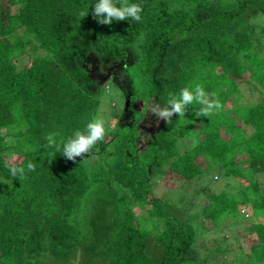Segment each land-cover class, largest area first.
<instances>
[{"label":"trees","instance_id":"1","mask_svg":"<svg viewBox=\"0 0 264 264\" xmlns=\"http://www.w3.org/2000/svg\"><path fill=\"white\" fill-rule=\"evenodd\" d=\"M97 2L0 0V264H72L77 252L81 264H212L222 245L198 241L241 209L252 260L220 264H264V0H129L141 20L111 25L93 17ZM196 85L223 108L197 117L194 102L157 125L150 107ZM96 116L107 135L91 156L47 146ZM29 162L11 177L8 165ZM204 176L197 210L184 190ZM212 176L248 187L217 193ZM136 206L160 224L140 226Z\"/></svg>","mask_w":264,"mask_h":264},{"label":"clouds","instance_id":"2","mask_svg":"<svg viewBox=\"0 0 264 264\" xmlns=\"http://www.w3.org/2000/svg\"><path fill=\"white\" fill-rule=\"evenodd\" d=\"M88 11L81 15L87 16ZM142 11L140 4L130 3L129 0H98L94 5L92 15L99 24L111 25L113 21L129 19L139 22L142 18ZM100 71H104L103 66ZM194 102L202 105L199 112L196 113L197 117L209 118L223 108V104L215 97V94L210 95L201 85H196L194 89L182 88L178 95L170 94L165 106L162 107L156 103L150 107L149 111L157 118V125L161 120L171 124L174 115L185 117L187 106ZM106 124L107 121L102 116L93 117L83 131L76 130L66 141L58 143L55 133L47 135L45 137L47 146L55 147L57 152L70 161H75L77 157L91 156L93 148L98 143L105 141ZM8 167L11 177L16 179H24L27 172L35 171V165L31 162L27 164L26 169L15 164H10Z\"/></svg>","mask_w":264,"mask_h":264},{"label":"rangeland","instance_id":"3","mask_svg":"<svg viewBox=\"0 0 264 264\" xmlns=\"http://www.w3.org/2000/svg\"><path fill=\"white\" fill-rule=\"evenodd\" d=\"M246 89V90H245ZM244 94L247 95L249 93L247 88H243ZM253 99V100H252ZM108 101H116V96L114 93H111L108 98ZM256 101V97L248 98V101ZM2 134H5V131L1 132ZM7 139V138H6ZM8 142V148L6 149L7 152H11V148L9 145L11 144V139L6 140ZM194 138L193 136L190 137L189 140L183 139L180 141V144L178 145L180 148V151H185L190 145L194 144ZM204 165H202L203 167ZM205 168V167H203ZM213 182L210 184L211 190L217 193H220L221 191H244L247 189L248 186L239 188V187H226L224 184V180L222 178H215L212 176ZM206 182H208V176H204L198 181H193L190 183V185L187 186V188L184 190L185 196L188 197V199H192L195 203L194 207L199 210L203 204H205L206 199L200 198V196H193L192 192L194 189L203 186ZM235 180H231V184H234ZM153 191L155 194H162L165 190L161 185L153 184ZM161 196V195H160ZM166 196V195H165ZM134 211L137 212L139 215V221L140 226L143 228L147 226H153L157 227L156 225L160 224V222H157L156 220L148 219L145 215L144 208L140 206L134 207ZM251 215V214H250ZM242 220L241 222L237 221L239 218ZM237 222H233L235 220ZM251 220V216L248 217L247 211L245 209H241L239 211V214L237 213L234 215V217H228L223 223H221L223 226L228 225L224 230H211L206 231L203 233V239L198 241L201 249L207 253L214 251L216 247V243L214 242V238L217 239V242L219 245H222L224 251H221L219 253H215V261H212V264H220L221 262H232L235 259L237 261L240 260H252V255L249 251V246L251 243L255 241L252 236H249L248 234L243 232V226L246 225ZM221 226V225H220ZM81 259L78 257V252L75 254V256L72 259V264H81ZM44 264H57L53 261H51L49 258H46V262ZM206 264H211L210 261H208Z\"/></svg>","mask_w":264,"mask_h":264}]
</instances>
